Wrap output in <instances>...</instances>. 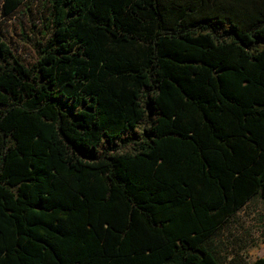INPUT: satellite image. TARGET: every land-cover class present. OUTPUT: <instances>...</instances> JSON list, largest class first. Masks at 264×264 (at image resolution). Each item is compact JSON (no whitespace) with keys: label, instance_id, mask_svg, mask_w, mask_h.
I'll use <instances>...</instances> for the list:
<instances>
[{"label":"trees","instance_id":"trees-1","mask_svg":"<svg viewBox=\"0 0 264 264\" xmlns=\"http://www.w3.org/2000/svg\"><path fill=\"white\" fill-rule=\"evenodd\" d=\"M44 1L34 62L0 38V264H264L213 243L264 206V0Z\"/></svg>","mask_w":264,"mask_h":264},{"label":"rangeland","instance_id":"rangeland-1","mask_svg":"<svg viewBox=\"0 0 264 264\" xmlns=\"http://www.w3.org/2000/svg\"><path fill=\"white\" fill-rule=\"evenodd\" d=\"M45 8L44 0H23L11 13L0 12V38L24 64L36 60L43 41ZM213 243L219 258H226L229 251L237 250L241 243L250 244L245 255L248 261L261 255L264 252V206L259 199L254 197L233 215L229 226L215 233Z\"/></svg>","mask_w":264,"mask_h":264},{"label":"crops","instance_id":"crops-1","mask_svg":"<svg viewBox=\"0 0 264 264\" xmlns=\"http://www.w3.org/2000/svg\"><path fill=\"white\" fill-rule=\"evenodd\" d=\"M254 198V197H253ZM253 198H251V199H249L246 203H245V205L243 206V207H241L236 213H238L240 210H242L245 206H247L248 204H249V202L253 199ZM257 198V197H256ZM260 201V200H259ZM261 202V201H260ZM248 245H250V244H244V243H241V244H239L238 245V249L237 250H234L233 252L234 253H237V254H239V255H241L243 258H244V260H247L246 259V257H245V255H246V253L248 252V250L249 249H247L248 248ZM264 253V252H263ZM262 253V254H263ZM249 254V253H248ZM261 254V255H262ZM232 254H229L228 255V257H230ZM261 255H258V256H255V257H253L251 260H249V261H252V260H254L256 257H259V256H261ZM248 261V260H247Z\"/></svg>","mask_w":264,"mask_h":264}]
</instances>
